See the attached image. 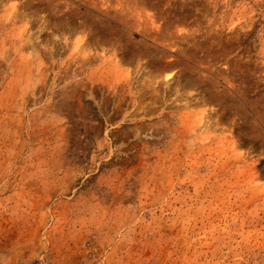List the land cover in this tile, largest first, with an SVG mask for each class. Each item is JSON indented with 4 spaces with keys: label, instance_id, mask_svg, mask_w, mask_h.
Masks as SVG:
<instances>
[{
    "label": "rangeland",
    "instance_id": "obj_1",
    "mask_svg": "<svg viewBox=\"0 0 264 264\" xmlns=\"http://www.w3.org/2000/svg\"><path fill=\"white\" fill-rule=\"evenodd\" d=\"M0 264H264V0H0Z\"/></svg>",
    "mask_w": 264,
    "mask_h": 264
}]
</instances>
